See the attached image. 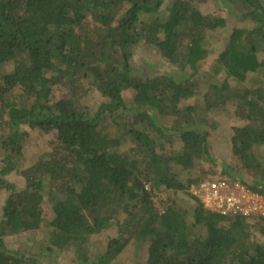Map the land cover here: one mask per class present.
I'll list each match as a JSON object with an SVG mask.
<instances>
[{"label":"trees","instance_id":"obj_1","mask_svg":"<svg viewBox=\"0 0 264 264\" xmlns=\"http://www.w3.org/2000/svg\"><path fill=\"white\" fill-rule=\"evenodd\" d=\"M235 1L238 19L251 25L232 26L211 68L246 85L230 101L238 121L231 151L241 169L222 164V174L264 197V0H224ZM209 2L0 0V264L58 256L111 264L131 242L144 257L137 264H264V218L213 212L193 193L219 179H209L218 160L204 126L216 129L209 115L229 90L201 75L214 52L206 40L227 28V18L202 11ZM142 47L188 76L135 75L132 58ZM251 77L262 80L259 92L247 83ZM202 85L211 90L203 103L188 105ZM56 88L66 93L56 98ZM129 89L133 108L123 100ZM91 90L101 100L94 112L82 109ZM23 126L54 136L51 152L19 172L18 187L7 176L17 170ZM162 192L171 203L161 213L153 198ZM180 193L195 206H181ZM52 195L48 219L41 203ZM112 227L119 236L93 255L90 237ZM252 227L260 243L251 240ZM25 232L39 233L29 239L32 249L7 247L9 235Z\"/></svg>","mask_w":264,"mask_h":264},{"label":"rangeland","instance_id":"obj_2","mask_svg":"<svg viewBox=\"0 0 264 264\" xmlns=\"http://www.w3.org/2000/svg\"><path fill=\"white\" fill-rule=\"evenodd\" d=\"M202 11H206L208 14H213L215 16H224L227 18V28L224 31H220L217 33L212 34L211 38H208L206 40V44L208 46H211V48L214 49V52L211 53L209 58L206 60L203 66V71L201 75L207 74V76L210 78V81L208 84H214L217 86H222L224 82H227L229 86V90H223L219 93V95L222 97V101L224 100L225 105H221L214 113L213 115H209L211 118V121L209 124H213L216 129L214 131L209 130V127L204 126L209 131V137L208 141L210 143V151H212L213 156L216 158L215 162V176L209 177V179H215L220 177H227L222 174V164L226 167L235 166L237 164V168L241 169V165L238 164V160L235 159V156L232 154L231 151V141L230 137L232 135V127L238 124L237 118L233 116L232 106L230 105V101L233 97L234 93L241 92L242 88L245 87V84H239L229 78L224 70L219 71L218 73L212 72L211 68L213 64L215 63L216 56L224 49V45L227 42L228 35L231 32V28L233 25L237 27H250V23L247 21H241L238 19L239 14V2L235 1L232 3L224 2V0H210L208 4L201 7ZM238 16V17H237ZM132 66L135 71V75L137 76H143V75H149L153 76V74H167L169 77H174L177 80L181 78H186L188 75L186 72H181L178 67L169 65L167 63H164L163 61H160L157 55H153L152 51L149 48L142 47L138 51L135 52V55L132 58ZM205 72V73H204ZM152 74V75H151ZM255 76V75H254ZM257 77V75H256ZM254 78L252 80V77L247 82H250V88L253 90V93L259 92L260 85L263 84L262 80L259 78ZM264 81V80H263ZM201 87V86H200ZM211 90L208 88V86L201 87L200 94L196 97H194L192 100H190L187 104L191 106H197L201 103H203L204 99L203 96L210 92ZM56 98H61L65 93L66 90L56 88L53 91ZM133 96L134 91L129 89L123 94V100L125 103V106L127 108H133ZM83 105L82 109H88L90 112H94L98 109L99 104L101 102L99 95L91 90L87 96L84 95L82 97ZM132 113V111H131ZM203 128V126H202ZM25 131L24 139L21 143V156L17 157V165L16 171L11 172L7 176V180L10 182L16 184L18 187H21L23 185V178L19 174V172L28 169L31 167L34 163L38 161L39 158H43L46 156V154H49L51 152V146L50 143L53 140L54 134L52 133H43L40 130H31L30 128H27L26 126H23L22 128ZM102 132L109 134L111 137L113 136V128L111 126L105 125V123L102 124ZM3 130L0 131V134L2 135ZM173 150H180L181 145L178 141V137L173 136ZM167 149L170 148L169 145L166 146ZM122 149V147H121ZM259 153V151H257ZM255 153V152H254ZM259 156H263L264 154H258ZM3 157V153L0 148V160ZM243 175L248 177L246 175V172L243 171ZM228 178V177H227ZM251 180V178H248ZM171 197V194L162 192L158 193L156 196H154L155 201V207L158 209L159 212H163L165 207L169 205L171 202L168 199V197ZM178 203L183 207H194L195 204L192 200H190L188 197L184 196L182 193L178 194ZM50 197H53L50 196ZM48 196H45L43 198V201L41 203V207L44 211L45 216H47L48 219L52 216V201H56L59 197V194H57V198L53 197L50 198ZM64 199L66 197H63ZM158 198V199H157ZM4 199L3 194L0 195V206L2 204V201ZM257 220H251L249 224H256ZM29 231V230H27ZM33 232H25L24 234L20 235H9L6 238V245L9 248H15L18 246V242L27 244L28 248L32 249V243L29 239H34L37 237V234H32ZM251 233V240L257 243H260L262 241V237L258 234L255 228L250 229ZM119 236L117 232L116 227H112L109 230H106L98 235H94L90 237V252L94 254L97 253L98 250L101 249V247H104L106 242L109 239L117 238ZM29 240V241H28ZM135 248V243L131 242L130 245L118 256L113 258L111 260V264H137L144 260V257H141V253L139 250L137 251V254H134L133 249ZM101 252H99L100 254ZM72 261L66 260L65 258H62L60 256L56 257L55 259L49 261L46 260L43 262V264H71Z\"/></svg>","mask_w":264,"mask_h":264},{"label":"built area","instance_id":"obj_3","mask_svg":"<svg viewBox=\"0 0 264 264\" xmlns=\"http://www.w3.org/2000/svg\"><path fill=\"white\" fill-rule=\"evenodd\" d=\"M193 193L213 212L264 218V197L238 181L211 180L201 183Z\"/></svg>","mask_w":264,"mask_h":264},{"label":"clouds","instance_id":"obj_4","mask_svg":"<svg viewBox=\"0 0 264 264\" xmlns=\"http://www.w3.org/2000/svg\"><path fill=\"white\" fill-rule=\"evenodd\" d=\"M220 178H223V177H220Z\"/></svg>","mask_w":264,"mask_h":264}]
</instances>
